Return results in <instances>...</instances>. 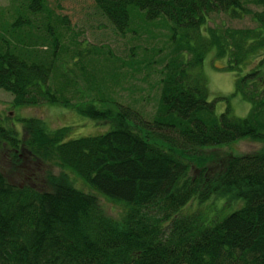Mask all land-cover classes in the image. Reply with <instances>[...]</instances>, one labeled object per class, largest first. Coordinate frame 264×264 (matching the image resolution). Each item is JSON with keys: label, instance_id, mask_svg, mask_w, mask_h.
<instances>
[{"label": "trees", "instance_id": "trees-1", "mask_svg": "<svg viewBox=\"0 0 264 264\" xmlns=\"http://www.w3.org/2000/svg\"><path fill=\"white\" fill-rule=\"evenodd\" d=\"M27 1L13 0L14 11L0 15V89L16 107L57 105L106 128L72 137V126L49 128L30 117L18 129L0 117V149L28 180L13 182L0 169V264H264V150L216 164L202 154L264 141L263 64L242 71L246 49L232 55L237 38L208 27L212 15L225 13L250 15L264 29V11H243L251 0H94L122 33L139 14L148 25L170 23L175 55L162 72L157 109L147 114L113 96L118 82L109 72L88 77L98 51L79 60L85 85L58 63L61 35L49 15L44 39L55 46L41 49L35 22L46 0ZM213 49L236 63L229 61L238 73L231 97L251 103L245 117L230 107L219 114L190 71ZM101 197L121 213L109 215Z\"/></svg>", "mask_w": 264, "mask_h": 264}, {"label": "rangeland", "instance_id": "rangeland-1", "mask_svg": "<svg viewBox=\"0 0 264 264\" xmlns=\"http://www.w3.org/2000/svg\"><path fill=\"white\" fill-rule=\"evenodd\" d=\"M21 1L23 6L24 0ZM261 1L264 0H251L248 5L243 4V11L245 6H248L249 11H264V2ZM13 3V0H0V15L4 11H14ZM27 3L29 4L30 0ZM21 11L28 10L25 6ZM45 15L51 17V25L61 35L60 47L57 51L58 63H66L70 74L78 76L82 85L86 82L80 70L79 60L81 58L89 60L90 56L98 51L99 56L87 65L88 77L94 75L95 81H99L104 73L109 72L118 82L116 86L110 88L111 92H115L113 96L116 99L125 104H132L147 114L155 113L161 93L162 72L170 62L171 54L175 55L173 53L175 41L170 38L172 36L170 23L160 19L148 25L139 14L133 19L128 31L122 33L108 20L94 0H46V7L37 14L40 22H35L42 24V29L34 31L41 39L40 48H48V51H52V43L55 46V42L50 36L44 39L46 34L44 24L47 23L43 19ZM210 19L208 27L219 28L222 39L233 42V37L237 38L238 42L233 44L232 55L237 54L238 49L242 47L248 52L249 58L245 61L242 71L246 72L260 63L263 64L264 69V29L250 15L237 19L222 13L212 15ZM8 21L13 22V17H8ZM203 33L206 35L207 31L203 29ZM245 35L248 37L243 38ZM195 39H192L191 45L197 46L200 40L197 35ZM257 42H262L263 45L260 46L261 44ZM78 52L83 53V56L79 58ZM189 58L191 59V56ZM191 61H194V58ZM229 61L236 64L231 56L219 58L216 50L213 49L207 54L203 64L191 68L190 71L195 77L204 81L209 100L216 101L219 114L230 107L233 115L245 117L250 111L251 103L243 101L240 97H231L238 73L234 71L236 69L234 65L230 67ZM13 101L14 96L10 92L0 89V117H5V123L12 124L18 129L23 127L22 120L30 117L44 120L49 128L72 126V135H74H71L72 137L96 136L106 128L61 106L44 104L35 107H16ZM144 115L146 117V114ZM262 150H264V141L243 139L221 149L204 150L202 154L213 158L210 164H216L221 158L229 155L252 154ZM0 169L11 181L27 184L28 180L25 181L19 175L21 167H14L7 161L1 149ZM53 171L60 173L57 168ZM70 177L77 187H84L83 182L76 179L73 174L70 173ZM100 200L109 215L117 217L121 213L120 205L110 203L103 197Z\"/></svg>", "mask_w": 264, "mask_h": 264}]
</instances>
